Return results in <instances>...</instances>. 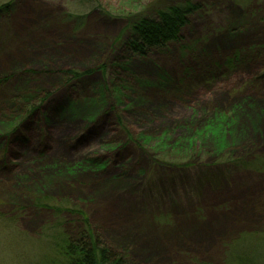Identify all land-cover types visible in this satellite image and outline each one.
I'll return each instance as SVG.
<instances>
[{
	"label": "rangeland",
	"instance_id": "obj_1",
	"mask_svg": "<svg viewBox=\"0 0 264 264\" xmlns=\"http://www.w3.org/2000/svg\"><path fill=\"white\" fill-rule=\"evenodd\" d=\"M10 1L0 264H53L46 200L133 264H264V0H201L145 57L129 25L185 0Z\"/></svg>",
	"mask_w": 264,
	"mask_h": 264
},
{
	"label": "trees",
	"instance_id": "obj_2",
	"mask_svg": "<svg viewBox=\"0 0 264 264\" xmlns=\"http://www.w3.org/2000/svg\"><path fill=\"white\" fill-rule=\"evenodd\" d=\"M11 4L10 1L0 5V18L9 13L12 8ZM203 6L205 7L201 0H185L160 8L154 17L148 14L137 16L128 27L130 36L126 41L127 50L134 55L145 57L152 49L180 41L182 31L190 22V18ZM71 74L75 77L81 75L77 71ZM46 201L41 202L40 205L43 203L50 205L56 219L51 226L52 229L49 228L47 234L44 235L51 241L50 251L53 257L50 261L53 264H133L127 261L125 255L115 251L102 240L101 236L91 228L84 212L77 208L67 207L66 210L71 212L76 210V215L80 214L83 217L81 219L84 221V227L75 230L73 234L62 231L63 213L66 206ZM227 261L232 264L229 259Z\"/></svg>",
	"mask_w": 264,
	"mask_h": 264
}]
</instances>
